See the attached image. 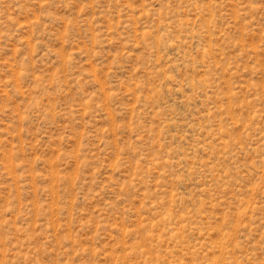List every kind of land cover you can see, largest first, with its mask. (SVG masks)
<instances>
[{
  "label": "rangeland",
  "instance_id": "374dc122",
  "mask_svg": "<svg viewBox=\"0 0 264 264\" xmlns=\"http://www.w3.org/2000/svg\"><path fill=\"white\" fill-rule=\"evenodd\" d=\"M0 264H264V0H0Z\"/></svg>",
  "mask_w": 264,
  "mask_h": 264
}]
</instances>
